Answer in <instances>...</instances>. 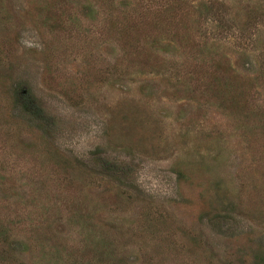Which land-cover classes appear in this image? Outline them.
I'll return each mask as SVG.
<instances>
[{
    "label": "rangeland",
    "instance_id": "374dc122",
    "mask_svg": "<svg viewBox=\"0 0 264 264\" xmlns=\"http://www.w3.org/2000/svg\"><path fill=\"white\" fill-rule=\"evenodd\" d=\"M263 2L0 0V264H264Z\"/></svg>",
    "mask_w": 264,
    "mask_h": 264
},
{
    "label": "trees",
    "instance_id": "16d2710c",
    "mask_svg": "<svg viewBox=\"0 0 264 264\" xmlns=\"http://www.w3.org/2000/svg\"><path fill=\"white\" fill-rule=\"evenodd\" d=\"M264 3V2H263ZM25 110H27V109H25Z\"/></svg>",
    "mask_w": 264,
    "mask_h": 264
}]
</instances>
